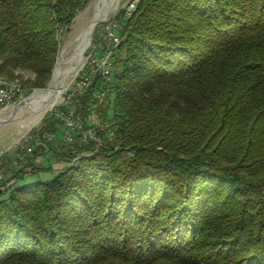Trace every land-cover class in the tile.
<instances>
[{
	"label": "trees",
	"instance_id": "trees-1",
	"mask_svg": "<svg viewBox=\"0 0 264 264\" xmlns=\"http://www.w3.org/2000/svg\"><path fill=\"white\" fill-rule=\"evenodd\" d=\"M89 1L0 0V75L46 86ZM119 34L113 140L0 188V264H264V0H138Z\"/></svg>",
	"mask_w": 264,
	"mask_h": 264
},
{
	"label": "rangeland",
	"instance_id": "rangeland-1",
	"mask_svg": "<svg viewBox=\"0 0 264 264\" xmlns=\"http://www.w3.org/2000/svg\"><path fill=\"white\" fill-rule=\"evenodd\" d=\"M137 1L120 0L116 9L107 16L106 20L95 26L91 43L84 53L82 62L74 71L68 74L58 91L57 98L46 109L39 110L37 114L26 107L13 110L21 99L31 96L38 90L46 89L50 82L44 87L33 89L25 86L22 96L12 104L0 108V157L2 156L4 175L0 181V188L10 187L14 183H35L40 180L50 179L60 169L75 163L79 157L92 154V152L79 150L75 146L74 141L78 139V132H73V139L70 142L62 140L61 137L65 129L62 116L66 115L70 110L83 121L86 129L90 126V121L88 120L89 109L93 108L98 113L101 122L109 124L107 127L98 130L100 138L95 143L105 146L113 140L114 133L109 134L108 132L111 129L109 123L111 120V108L107 97L110 92L113 54L115 53L116 45L120 41L119 33L123 21L126 16L131 14ZM95 2L96 0H90L74 17L70 24L69 32L61 38L54 67L58 66L59 61H62V64L59 65L61 66L60 69L73 65L75 61L73 59L76 58L83 40L80 34L85 31L92 20ZM122 11L125 14L124 16H122ZM115 37L119 39L118 42ZM90 54L98 57L97 59L101 62L107 57L109 58L111 61L107 67L109 69V78H104L101 72H96L93 73V80L90 86L82 87L79 84L82 71H90L93 68L89 62ZM66 60L68 61L65 63ZM97 75H100L101 78H96ZM17 77L18 79L32 80L35 74L31 70L20 69L17 71ZM92 91H105V97L100 104H97L96 100H94ZM33 103L37 104V102ZM28 104L29 108H31L32 103ZM50 134H53V138L61 141L59 145L47 138V135ZM79 139L83 142L88 141L82 140L80 135ZM79 139L78 141H80ZM70 150H72V153L79 155L75 157L73 155L66 156L69 155L68 152ZM62 153L66 155H62ZM34 156H38V160H35Z\"/></svg>",
	"mask_w": 264,
	"mask_h": 264
},
{
	"label": "built area",
	"instance_id": "built-area-1",
	"mask_svg": "<svg viewBox=\"0 0 264 264\" xmlns=\"http://www.w3.org/2000/svg\"><path fill=\"white\" fill-rule=\"evenodd\" d=\"M118 42L119 39L115 37ZM90 63L93 68L90 71H82L79 79V84L82 87H89L92 83L93 73L101 72L104 78H109L108 65L111 63L107 57L105 60L99 61L95 55L90 54ZM25 91L24 85H18L16 87H7L5 84H0V108L6 107L12 104L16 99L23 95ZM93 98L96 100L97 104H100L104 97L105 91H93ZM88 120L90 121V126L85 129L83 121H81L72 110H70L66 115L62 116L65 129L62 134V140L65 142H70L73 139V132H78L82 140H92L98 141L99 135L98 130L107 127V124H103L99 119L98 113L93 109H89ZM112 134V132H109ZM45 136V135H43ZM48 139L53 140L57 145L60 144V140L53 138V134L47 135ZM2 156L0 157V181L3 179V166H2Z\"/></svg>",
	"mask_w": 264,
	"mask_h": 264
},
{
	"label": "bare ground",
	"instance_id": "bare-ground-1",
	"mask_svg": "<svg viewBox=\"0 0 264 264\" xmlns=\"http://www.w3.org/2000/svg\"><path fill=\"white\" fill-rule=\"evenodd\" d=\"M119 1L120 0H96L92 20L90 24L88 25V27L85 29V31H83L80 34L81 39L83 38V40L79 47V51H78L76 58L73 59L75 60L73 65L65 69H60L61 66H59L54 72V75L50 81V84L46 89H42V90H38L34 92L29 97L28 100L20 102L18 105H16V107L13 110H19V109L26 107L34 111L35 114H37L39 110L41 111V110L46 109L49 105H51L54 102V100L57 98V94H59L58 91L60 87L62 86V84L65 82L64 80L66 79L68 74L71 71H74L75 68L78 67V65L82 62L83 47L85 44H87L88 37L90 34V30H91V25L93 21L102 16H105V20H106L107 16H109L110 13H112L116 9ZM67 61L68 60H66L65 63ZM61 64L62 63H60V65ZM0 84H5L7 87H16L18 85H22L20 82L7 80L1 75H0ZM33 102H37V104H34ZM28 103H32L31 108H29L30 106Z\"/></svg>",
	"mask_w": 264,
	"mask_h": 264
},
{
	"label": "water",
	"instance_id": "water-1",
	"mask_svg": "<svg viewBox=\"0 0 264 264\" xmlns=\"http://www.w3.org/2000/svg\"><path fill=\"white\" fill-rule=\"evenodd\" d=\"M104 20H105V16H102V17H99V18H97V19H95V20L93 21V23H92V25H91V30H90V34H89V37H88L87 44H85L84 47H83V52H82L83 55H82V59H83V56H84V53H85L86 49L89 47V45H90V43H91L92 33H93V30H94L95 26H96L98 23H100V22H102V21H104ZM60 63H61V61L58 62V66H56V67L53 68V70H52V75H51V77H50L48 83L51 81V79H52V77H53V75H54V72H55L56 69L59 67ZM48 83H47V84H48ZM29 97H30V96L25 97L24 99H21L19 102H22V101L28 100Z\"/></svg>",
	"mask_w": 264,
	"mask_h": 264
},
{
	"label": "crops",
	"instance_id": "crops-1",
	"mask_svg": "<svg viewBox=\"0 0 264 264\" xmlns=\"http://www.w3.org/2000/svg\"><path fill=\"white\" fill-rule=\"evenodd\" d=\"M34 158H35V160H38V156H34ZM35 162H37V161H35Z\"/></svg>",
	"mask_w": 264,
	"mask_h": 264
}]
</instances>
